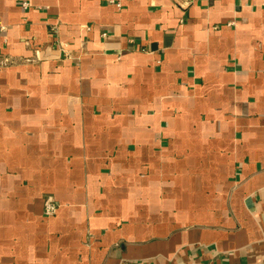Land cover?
<instances>
[{"label": "crops", "instance_id": "crops-1", "mask_svg": "<svg viewBox=\"0 0 264 264\" xmlns=\"http://www.w3.org/2000/svg\"><path fill=\"white\" fill-rule=\"evenodd\" d=\"M121 1L0 0V264H264V0Z\"/></svg>", "mask_w": 264, "mask_h": 264}, {"label": "built area", "instance_id": "built-area-1", "mask_svg": "<svg viewBox=\"0 0 264 264\" xmlns=\"http://www.w3.org/2000/svg\"><path fill=\"white\" fill-rule=\"evenodd\" d=\"M200 0H173L175 6L186 9L190 7L192 4ZM107 3L114 6L116 9H121L122 1L121 0H107ZM22 6L26 8L28 4L26 2L22 3ZM4 26L0 25V30H3ZM102 36H105L103 33ZM58 53H62L66 56H69L68 47L66 43L58 42L57 48L55 49ZM25 61H29L26 59ZM15 60L10 56H1L0 55V67H8L13 66L15 64ZM57 208V204L49 197L46 198L44 201V213L48 216H51L55 213Z\"/></svg>", "mask_w": 264, "mask_h": 264}]
</instances>
